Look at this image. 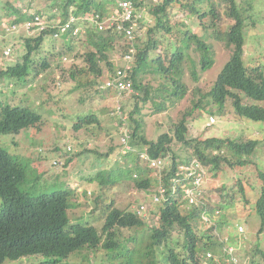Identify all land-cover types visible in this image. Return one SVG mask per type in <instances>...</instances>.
<instances>
[{
	"label": "trees",
	"instance_id": "obj_1",
	"mask_svg": "<svg viewBox=\"0 0 264 264\" xmlns=\"http://www.w3.org/2000/svg\"><path fill=\"white\" fill-rule=\"evenodd\" d=\"M132 1L136 9L142 5V0ZM32 2L31 0L21 2V7L7 3L6 15L9 19H5L3 24V39L0 46L9 47V54L4 57H9L10 62L15 61V63L9 62L8 65L0 68V134H16L23 129L38 127L41 124V113L19 103L28 98H33L35 101V94L30 93L32 97L30 95L21 97V94L28 90L33 91L36 86L35 77L52 67L53 57L60 58L62 53L73 52V39L87 47V50L80 55L84 64L79 66L73 63V58L72 61L70 60L69 67L65 71L62 69L60 74L67 73L76 83L74 89L93 87L97 92L103 91L99 87L101 84L99 79L104 76L105 71L111 73L118 66V61L111 58L110 52H117L121 58L128 46L124 35L119 34L114 26L103 30L92 27L78 37L64 34L61 39L65 50L52 52L49 57L47 55L36 57L45 39L52 37V31L46 30L30 35L25 31L9 33L5 30L7 24L21 25L28 18L22 8L31 7ZM51 3L52 7L58 10L57 13L65 19L69 13L78 16L99 14L100 17H104L113 11L116 0H51ZM244 7L245 5L239 4L237 0H159L156 4L146 5L144 13L146 17L140 20L135 33L136 51L130 73L132 92L126 99V94H123L119 100L121 110L126 115L125 120L114 113L115 103L109 110V116L115 122L114 127L118 135L116 144L118 158L116 159L117 168L112 169V172H97L94 179H97L102 188L113 189L122 174L126 176L129 173L136 188L149 193L154 181L149 176L151 169L139 159V154L143 150H146L151 157L170 158L172 162L170 173L177 164L191 159H198L207 172L212 171L213 174L222 170L224 164L233 167L251 163L250 156L255 152L258 140L242 141L214 136L202 139L188 137L187 122V117L194 112H205L206 103L214 104L218 115H222L225 105L230 103L235 115L264 122L263 106L242 102V94L254 100L264 101V74L261 66L248 67L243 61L244 28L249 18V15H246L248 8ZM249 8H251L250 3ZM174 9L177 11L174 12ZM222 11L231 19V22L224 23ZM176 12H180L183 16L179 21L172 20ZM146 19L151 23L147 24ZM192 22L202 28L204 37L192 31L190 27ZM222 22L225 24L223 30ZM252 24H255V21ZM209 28L213 29L215 38L222 40L231 51L228 60L217 74L212 88L206 94L209 99L204 103L201 96L193 102L192 108L170 127L169 131H161L155 139L147 138L143 130V105L140 103L151 100L154 113L159 114L165 112L175 101L185 97L188 92V86L183 80L186 64L191 69L194 81L198 80L197 62L189 54L191 45L193 44V49L199 53L197 61L202 71H206L214 63V51L206 42L205 36ZM162 47L164 49L160 51ZM14 54H18L17 59L14 58ZM19 57H21L20 60H18ZM17 83L21 84L25 91L18 93ZM9 88L12 89L11 95L6 91ZM106 91L108 95L116 97L115 90ZM197 92L200 93L199 89ZM5 94L7 97L4 103ZM130 100H133V103L131 110L127 111ZM39 103L37 101L35 104L39 105ZM206 112L212 113V111ZM101 124L99 115L88 109L75 114L72 129L74 131L85 129L97 134L96 131L101 128ZM125 127L128 129L129 144L133 150L123 153L120 137ZM176 142L191 148L192 151L184 153L183 156L176 154L172 149V144ZM55 150L58 151L59 148L56 146ZM226 151L230 155L225 153ZM110 152L109 150L106 153L109 161L113 156ZM66 153L69 154V151ZM70 158L65 164L70 161ZM117 170L121 171L117 172ZM27 178L26 165L21 164L17 157L0 147V198L2 200L0 264H4L6 260H18L28 256L43 257L51 264L59 263L71 253L84 248L91 249L95 254L98 249L103 248L106 260H113L117 256L119 244L128 239L133 241L135 246L130 248L132 258L123 264H134V259L138 264H161L160 262L162 264H232L224 261L227 255H219L222 243L212 232L215 227L219 233L227 219L221 216V211H217L215 225L208 226L201 218L205 209L210 215H214V207L211 206L208 198L204 205L190 209H187L179 198L155 204L150 212L157 218V225L149 227L146 226L144 218L137 216L133 210L118 209L111 201V207L104 222L101 228L97 229L91 224L79 223L69 217L68 212L72 204L70 187L35 196L21 186ZM92 179L91 177L89 180L92 181ZM256 179L259 182V195L256 196L255 211L264 224V171L258 167ZM235 186L238 187L243 200L248 202L242 183L238 181ZM221 187L224 190V185ZM101 196L102 194H99V198ZM216 206L219 208V203ZM143 227L148 229L149 239L143 240L141 244L133 235L127 239L124 237L121 239L116 232V228ZM175 230L183 237L182 242L176 240L178 238L172 239V233ZM238 244L237 242L234 245L238 247ZM163 246L166 247L167 252L161 250ZM242 250L245 251V249L240 251ZM208 251H211L215 258L218 257V261L212 257L207 258ZM238 252L236 250L234 255L240 259ZM258 252L264 259V252L260 250ZM246 253L245 251V257ZM253 260L251 257L249 262L254 264ZM237 264L242 263L239 260Z\"/></svg>",
	"mask_w": 264,
	"mask_h": 264
},
{
	"label": "rangeland",
	"instance_id": "obj_2",
	"mask_svg": "<svg viewBox=\"0 0 264 264\" xmlns=\"http://www.w3.org/2000/svg\"><path fill=\"white\" fill-rule=\"evenodd\" d=\"M24 1L27 0H0V43L1 39H3V24L6 21L5 19H9L6 15L8 13L7 3H12L19 7L22 5L21 2ZM31 1H33L32 6L35 10L51 12L54 8L51 5V0ZM237 1L239 4L245 5L244 8H248L246 15H249L244 28V64L248 67L261 66L264 74V0ZM249 3L251 8H249ZM221 7L224 8L223 5ZM175 11L177 10L174 9ZM222 16L224 23L231 22V19L223 11ZM143 17H146V15H143ZM182 17L180 12H176L172 16V20L179 21ZM148 19H146V22L150 24L151 21ZM254 21L255 24H252ZM224 23H221L222 30L225 28ZM190 27L192 31L204 37V31L202 32L200 26L192 22ZM205 36L206 42L211 45L214 51V63L209 69L202 71L197 61L199 53L193 49L194 45H191L189 54L197 62L198 80L194 81L191 69L186 64L183 80L188 86V92L185 97L175 101L165 112L159 114L154 113L151 100L146 101V103H140L143 105V130L147 138L155 139L161 131H169L170 127L189 111L193 102L201 96H203L202 100L204 103L209 99L206 94L212 88L217 74L228 60L231 51L222 40L215 38L212 28L206 31ZM61 38L47 37L41 46L40 53L36 57L40 55L49 57L52 52L65 50ZM72 44L74 47L72 53H62L59 56L60 58L53 57L52 67L40 76L35 77L36 86L33 91L28 90L21 94V97L30 95L32 92L35 94V101H39V105L35 104L36 102L33 98L24 99L19 103L41 113V124L38 127L23 129L16 134H0V147L17 157L21 164L26 165L28 178L21 185L24 190L36 196L70 187L72 189L70 196L72 204L68 212L69 217L76 222L91 224L100 229L111 207V201L114 202L118 209L133 210L140 203L153 204L152 195L147 193L148 191L137 189L134 181L130 179L129 173L126 176L122 174L113 189L102 188L103 186L99 184L97 179H94L98 171H108L110 173L112 169L117 168L116 159L118 158V153H116V144L118 143V135L114 127L115 122L109 116V110L113 107L116 97L108 95L106 90L97 92L93 87L74 89L76 83L70 79L67 73L60 74L62 69L65 71L69 67V60L72 61L73 58V63L79 66L84 64L80 55L87 50V47L76 39H73ZM163 47L160 51H163ZM6 48L0 46V68L5 67L11 61L9 57H4L3 51ZM17 55L14 54L15 59H17ZM64 56L67 57L66 61L63 60ZM110 56L116 62L118 61L117 65L121 64V58L117 52H110ZM20 59L21 57L18 58V60ZM13 63L15 61L10 62V64ZM107 74V71H105L104 76L99 79V83H104L103 78ZM16 89L18 93L25 91L21 84L18 83L16 84ZM197 89H199L200 93L197 92ZM6 91L10 95L12 94V89L9 88ZM129 96L130 94H127L125 99ZM3 97L5 103L6 94ZM242 102L244 104H258L264 107V101L248 98L244 94H242ZM132 103L133 100H130L127 111L131 110ZM88 109L95 112L97 116L99 115L101 120V128L96 131L97 134L85 129L80 131L72 129L75 114ZM205 109L206 111H212V113L197 111L187 117L188 137L202 139L214 136L220 138L230 137L242 141L258 140L255 152L250 156L251 163L245 166L234 165L233 167L224 164L223 169L216 174L209 171L203 185L205 190L204 197H206V200L208 198L215 210L213 220L218 215L217 211H221V216L227 219L219 234L222 237H227L232 245L239 243L238 247L234 246L236 247L235 250L239 251L240 262L252 264L249 262L252 257L254 264H264V259L258 252L259 250L264 252V224L255 211V200L257 199V194L259 195V182L256 179L257 167L264 171V122L235 115L230 103L225 105L222 115H218L214 104L206 103ZM210 117L215 119L213 124H208ZM56 146L59 148L58 151L55 150ZM68 147L71 150H68ZM172 149L181 156L186 152L192 151L191 148L177 142L172 144ZM65 150L69 151V154ZM109 150L111 151L110 153H113L111 161L106 156ZM225 153L230 155L228 151ZM69 157H71L70 161L65 164ZM54 161H59L60 164H54ZM119 164L122 163L119 162ZM91 177L93 178L92 181L89 180ZM238 181L245 188L246 196L249 199L248 202L243 200L238 187L235 186ZM223 185L224 190L221 187ZM99 194H102L100 198ZM218 203L219 208L216 206ZM1 207L2 200L0 198V211ZM153 207L154 205H152ZM144 220L148 227L157 225V218L151 212ZM238 225L242 226V232H238ZM260 228H262L261 231ZM116 232L121 239L123 237L127 239L130 235H133L139 240L140 244L143 240L147 241V238L149 239V231L146 227L136 229L116 228ZM175 238H178L176 240L180 242L183 241V237L176 230L172 233V239ZM134 246V242L130 241V239L122 241L119 244L120 248L117 251V256L113 260H106L103 248L98 249L96 254L91 249L84 248L71 253L59 263L53 264H123L132 258L130 248ZM241 249H245L247 252L246 257L244 256L245 251H240ZM161 250L167 252L164 246L161 247ZM201 254L203 253L201 252ZM133 263L138 264L135 263V259ZM160 263L162 264V262ZM4 264L51 263L46 262L43 257L28 256L18 260H6Z\"/></svg>",
	"mask_w": 264,
	"mask_h": 264
},
{
	"label": "built area",
	"instance_id": "obj_3",
	"mask_svg": "<svg viewBox=\"0 0 264 264\" xmlns=\"http://www.w3.org/2000/svg\"><path fill=\"white\" fill-rule=\"evenodd\" d=\"M158 2L159 0H142V5L136 9L132 0H116V5L113 11L104 17H100L99 14H85L83 16H78L74 13H69L65 19L57 13L58 10L56 8L52 9L51 12H43L41 10H35L32 7H24L22 8V11L27 13L28 18L23 21L21 25H8L7 30H22L30 35L36 32L41 33L49 30L52 31L53 38H60L64 34L71 37H78L79 35L86 33L88 29L92 27L97 28L98 30H103L106 27L114 26L119 34L124 35L128 46L126 52L120 59L121 64L118 65L113 72L106 75L104 83L99 87L103 90L113 89L116 91L114 113L122 120H125L126 115L123 114L121 110L119 100L123 94L127 95L132 92L130 73L136 51L135 33L138 29L140 20L144 19L143 15L146 12V5L156 4ZM9 52L10 50L6 49L4 54H9ZM63 60L66 61L67 57L64 56ZM214 122L215 119L210 117L208 124H213ZM122 131L123 134L120 137V143L123 145V153H126L132 151L133 148L129 144L130 136L128 129L125 127ZM68 150H71V148L68 147ZM139 159L151 169L149 176L154 181V184L149 192L152 195L153 204L147 205L145 203H140L135 206L133 211L137 216L146 218L150 214L152 205L161 204L165 201H172L177 198L180 199V202L183 203L187 209L205 204L206 197H204L205 190L203 184L208 172L198 159H191L190 161L177 164L172 173H170L172 169L170 158L151 157L146 150H143L139 154ZM54 164H60V162L54 161ZM201 218L208 226L215 225L213 215H210L207 212V209L203 211ZM237 228L238 232L243 231L241 225H238ZM212 232L222 243L219 255L225 254L227 255L224 259L225 262L237 264L239 259L234 255L236 247L229 243L227 237H222L215 227ZM206 257H212L214 260L218 261V257L215 258L211 251L206 253Z\"/></svg>",
	"mask_w": 264,
	"mask_h": 264
},
{
	"label": "clouds",
	"instance_id": "obj_4",
	"mask_svg": "<svg viewBox=\"0 0 264 264\" xmlns=\"http://www.w3.org/2000/svg\"><path fill=\"white\" fill-rule=\"evenodd\" d=\"M22 5H20L19 7H21ZM31 7L33 8V6L31 5ZM33 9H35V8H33ZM53 9H55V8H53ZM41 11H44V10H41ZM46 12V11H45ZM50 12V11H49ZM8 23V22H7ZM11 24H17V23H11ZM8 25H10V24H7L6 25V28H5V30H6V32H9V33H11V32H22V30H19V31H9V30H7V28H8ZM89 30V29H88ZM62 37V36H61ZM6 49H9V47H7ZM5 49V50H6ZM4 50V51H5ZM10 50V49H9ZM4 51H3V53H4ZM4 55H7V54H4ZM243 264V263H242Z\"/></svg>",
	"mask_w": 264,
	"mask_h": 264
}]
</instances>
